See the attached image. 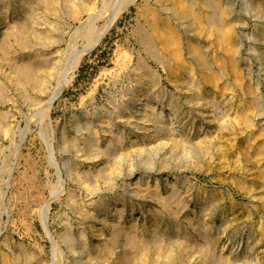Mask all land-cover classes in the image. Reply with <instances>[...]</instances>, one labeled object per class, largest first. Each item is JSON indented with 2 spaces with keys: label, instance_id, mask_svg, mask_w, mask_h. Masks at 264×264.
<instances>
[{
  "label": "rangeland",
  "instance_id": "1",
  "mask_svg": "<svg viewBox=\"0 0 264 264\" xmlns=\"http://www.w3.org/2000/svg\"><path fill=\"white\" fill-rule=\"evenodd\" d=\"M184 1L0 0V264H264V0Z\"/></svg>",
  "mask_w": 264,
  "mask_h": 264
},
{
  "label": "bare ground",
  "instance_id": "2",
  "mask_svg": "<svg viewBox=\"0 0 264 264\" xmlns=\"http://www.w3.org/2000/svg\"><path fill=\"white\" fill-rule=\"evenodd\" d=\"M175 4L174 7H176L175 9L177 11L180 12V14L187 19H190L192 21V23L197 27V28H204L203 24H201L196 16V14L193 11V8L191 6V3L186 4L184 0H174ZM211 1V0H210ZM214 2V1H213ZM207 4V3H206ZM213 4V3H212ZM204 5V4H203ZM257 5V4H256ZM216 6V5H215ZM173 7V6H172ZM171 7V8H172ZM214 7V6H213ZM146 9V8H145ZM155 9H151L150 7L147 8V12L150 15L151 19V28L154 32V35H156L159 39L162 40L163 45L165 48L167 49H172V56H174L178 61L177 62H182V53H181V37L179 36V34L174 30V28L172 26L169 25V22L162 18L161 16H159L157 13H155L156 11H154ZM174 10V9H173ZM227 11V10H226ZM74 12V11H73ZM76 12V11H75ZM225 13V12H224ZM232 13V12H231ZM75 15V14H74ZM180 16V17H182ZM207 16V15H206ZM229 16V15H228ZM171 17V16H170ZM210 18V17H209ZM216 18V17H215ZM218 18V17H217ZM216 18V19H217ZM149 19V17H148ZM183 19V18H182ZM215 19V21H216ZM150 20V19H149ZM148 20V21H149ZM213 20V19H212ZM112 21V20H111ZM186 21V20H185ZM188 21V20H187ZM218 22V21H217ZM112 23V22H111ZM162 24L163 28L158 27V25ZM216 23V22H215ZM209 24V23H208ZM188 25V23H187ZM193 25V26H194ZM111 26V24L108 25V27L106 29H103V31H99V33L97 34L95 41H93L94 44L100 42V40L102 39L103 35L105 34V32L107 31V29ZM190 26V25H189ZM192 26V25H191ZM216 28L213 29V27L208 28V31L211 34H213L215 36V39L217 40L218 44L223 45L225 47V49L227 50L228 53H226V55H229V60H223L222 64L225 67H231L233 69V72L236 73L235 75L239 76V74H241L239 72L238 69V64L236 62V54H237V48L235 45V38H234V34L233 32V28L231 26L230 23L227 22V20L224 18V22L217 24V26H215ZM86 32V31H85ZM152 32V33H153ZM213 32V33H212ZM209 35V34H208ZM150 36V35H149ZM75 40V39H74ZM146 41V39H144ZM215 40V41H216ZM75 43V41H74ZM92 43V44H93ZM146 43V42H145ZM91 44V45H92ZM147 44V43H146ZM217 44V45H218ZM219 46V45H218ZM189 50L191 52V54H193L195 57H193V59H197L198 63L200 64L199 66H201L202 70L204 72H206L207 74L209 73V77L210 80L212 82V85H217V83H219V80L221 79V74L212 71L211 73V68L209 65L208 61V57L206 56V52H204L202 50V48H200L199 46L196 45V43L194 41H190L188 44ZM74 48V47H73ZM83 49V48H82ZM78 50V49H77ZM223 51L224 48H223ZM81 53V52H80ZM79 53V54H80ZM215 54V53H214ZM174 58V60H175ZM221 58V57H220ZM224 58V57H223ZM80 60V58H79ZM176 61V60H175ZM169 62V61H168ZM45 63V62H44ZM219 64V63H218ZM185 65V64H184ZM220 65V64H219ZM222 65V66H223ZM195 67V66H194ZM220 67V66H219ZM33 68V67H31ZM223 68V67H222ZM29 69V68H28ZM242 69V68H241ZM220 70V69H219ZM178 71V70H177ZM226 71V70H225ZM176 74V73H175ZM148 75V74H147ZM208 76V75H207ZM148 77V76H147ZM225 81V80H224ZM238 82V81H237ZM240 82V80H239ZM243 83V82H242ZM209 84V83H208ZM221 86V85H220ZM228 86V85H227ZM215 87V86H213ZM199 88V87H198ZM212 88V87H211ZM220 88V87H219ZM240 88V87H239ZM233 89V88H232ZM250 89V88H249ZM207 90V89H206ZM220 90V89H219ZM252 90V89H251ZM59 91V90H58ZM253 91V90H252ZM251 91V92H252ZM250 94V93H249ZM54 95V94H53ZM242 98V97H241ZM249 100V99H248ZM258 103V102H256ZM249 104V103H248ZM247 108H242V110H240L238 112L239 114V118L241 121H243V123L245 124V126L249 129L251 127H253L255 124V120L254 117L252 115V112H254L255 110L253 108H255L251 103L249 105H247ZM254 110V111H253ZM258 110V109H257ZM256 112V111H255ZM254 112V113H255ZM245 127V128H246ZM256 137V136H255ZM252 140V139H251ZM262 144V142H260ZM264 145V144H263ZM261 146V145H260ZM259 147V146H258ZM263 147V146H262ZM259 148L256 152V156L263 158V148ZM263 156V157H261ZM256 159V158H255ZM258 162V161H257ZM264 189V188H263Z\"/></svg>",
  "mask_w": 264,
  "mask_h": 264
}]
</instances>
